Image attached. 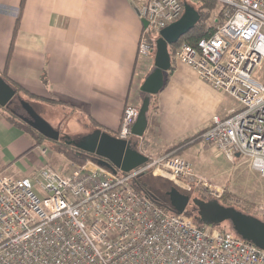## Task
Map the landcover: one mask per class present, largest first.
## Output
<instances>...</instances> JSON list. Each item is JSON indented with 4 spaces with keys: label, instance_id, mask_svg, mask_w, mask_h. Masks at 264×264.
I'll return each instance as SVG.
<instances>
[{
    "label": "built area",
    "instance_id": "2783aa9c",
    "mask_svg": "<svg viewBox=\"0 0 264 264\" xmlns=\"http://www.w3.org/2000/svg\"><path fill=\"white\" fill-rule=\"evenodd\" d=\"M186 1H142L139 15L148 26L139 41L137 71L147 68L155 40L183 16ZM192 2L211 11L215 28L196 46L183 43L176 59L240 105L229 117L214 116L198 138L230 162L248 159L264 178V0ZM139 113L129 100L119 139L135 138ZM148 173L190 194L224 193L175 152L130 173L87 159L72 164L69 173L44 163L31 178L1 175L0 264H264V250L234 233L201 226L194 216L168 212L139 194L134 183Z\"/></svg>",
    "mask_w": 264,
    "mask_h": 264
},
{
    "label": "crops",
    "instance_id": "0c3cea01",
    "mask_svg": "<svg viewBox=\"0 0 264 264\" xmlns=\"http://www.w3.org/2000/svg\"><path fill=\"white\" fill-rule=\"evenodd\" d=\"M142 1L0 0V76L7 69L9 79L22 87L19 95L33 99L40 114L54 119L70 115L90 128L86 135L101 130L118 138L127 102L141 105V86L155 70V53L146 69L139 72L136 67L145 30L139 15ZM164 76L157 108L150 107V135L138 151L157 158L196 139L173 151L195 165L193 148L201 141L197 137L214 116L229 117L240 105L175 55ZM203 111L208 116L197 122ZM34 145L0 110V176L33 177L47 163L38 151L42 145Z\"/></svg>",
    "mask_w": 264,
    "mask_h": 264
},
{
    "label": "water",
    "instance_id": "95a60500",
    "mask_svg": "<svg viewBox=\"0 0 264 264\" xmlns=\"http://www.w3.org/2000/svg\"><path fill=\"white\" fill-rule=\"evenodd\" d=\"M184 9L183 16L161 30L158 39L154 42L155 70L146 78L141 86V92L144 94V97L140 105L139 118L132 129V134L135 138L140 139L145 135L149 125L152 97L159 94L162 90L165 84L164 73L171 68L169 47L178 43L201 20V14L193 5L185 3ZM142 22L146 28L148 22L145 20ZM17 95V90L0 76V107L4 108L8 106ZM20 104L28 115V117H21L24 122L49 140L58 142L61 139L60 132L40 116L30 103L20 99ZM68 144L74 145L84 153L93 155L96 158L95 161L101 166L109 168L114 172L130 173L149 161L147 157L138 151L137 143L135 144L133 140H122L101 130H95L78 141H68ZM167 196L173 211L178 214H183L187 211L191 202L189 194L172 187L167 192ZM192 203L198 207L199 217L204 225L218 226L223 222L229 221L234 231L243 240L264 250L263 221L245 215L233 208H225L217 200L205 202L199 198H194ZM213 212L216 213V217H214Z\"/></svg>",
    "mask_w": 264,
    "mask_h": 264
},
{
    "label": "rangeland",
    "instance_id": "374dc122",
    "mask_svg": "<svg viewBox=\"0 0 264 264\" xmlns=\"http://www.w3.org/2000/svg\"><path fill=\"white\" fill-rule=\"evenodd\" d=\"M184 2L186 0H183ZM190 4L194 6H199L197 2H192V0H187ZM207 5L211 8L213 7V3L206 1ZM206 5V4H205ZM200 7V6H199ZM201 9V8H200ZM202 12V10H201ZM203 14L208 15L207 24L209 27L215 28L213 14L211 11H207V13L202 12ZM155 53V49H154ZM141 91V89H140ZM142 93V92H141ZM21 100L28 102L31 106L37 111V113L42 116L51 126L60 132L61 135L69 136L72 139H81L84 137V134H87V131L90 130L89 127H85L80 120L77 118L70 117V115L58 116L56 119L52 118L48 113L41 112L39 107L35 104V101L25 95L21 94ZM20 95V96H21ZM143 97L144 94L142 93ZM19 98V94L15 97V99ZM143 101V99H142ZM141 101V104H142ZM15 103L12 101L10 106H13ZM20 108L18 107V110ZM154 110V109H151ZM24 111V110H22ZM207 111L200 112L197 117V122H202L203 119L207 117ZM24 117H28L24 112ZM150 130H147L143 138H134L133 142L136 144L137 149L140 144L145 143L144 138L149 137ZM43 149L46 151L43 152ZM39 153L43 154L42 158L45 159L47 163L52 165L54 168L61 172L69 173L72 169V162L70 159L66 158L62 154H59L55 151L52 144L49 142H44L41 147L38 149ZM193 154H195L194 161L197 162L195 165L196 173L206 180L208 183L215 185L219 189H223L224 193L222 196H218L216 192H211L207 194H200V192H194V194H190L185 189L181 188L176 183L171 182L170 186L165 182L166 179L158 175H154L152 173H148L142 175L140 177L141 183L144 185L146 189H148L152 194L157 197H161L163 195H167V192L175 187L179 191L189 194L193 198H209V199H217L221 200L223 203L225 202V198L232 197L234 201L240 200L243 203L249 202L254 204L252 208V214L254 216L264 218V214H260L261 205H264V178L260 176V174L254 172L251 169L250 161L248 159H241L239 162H230L224 158V156L214 150L211 146L206 144L203 140L199 141L196 146L193 148ZM34 155V154H33ZM29 159V158H27ZM28 161V160H27ZM168 181V180H167ZM36 194H40L37 188H34ZM219 198V199H218ZM189 209V206L187 208ZM226 226L217 227V229H223Z\"/></svg>",
    "mask_w": 264,
    "mask_h": 264
},
{
    "label": "trees",
    "instance_id": "16d2710c",
    "mask_svg": "<svg viewBox=\"0 0 264 264\" xmlns=\"http://www.w3.org/2000/svg\"><path fill=\"white\" fill-rule=\"evenodd\" d=\"M187 3L190 4L189 1H186ZM192 5V4H191ZM194 6V5H193ZM197 11H199V13L201 14V20L200 22L195 26L194 29H192L187 35L183 36L178 43L172 45L169 47V52L172 56L175 55L176 51L178 50V48L183 44V43H187L189 45L192 46H196L197 43L199 42V40L209 37L214 29L212 27H209L207 24V19H208V15L203 14L201 12V9L199 6H194ZM16 31L17 29H15V33L11 42V50L9 52L8 58H7V67L9 65V62L11 60V55H12V48L14 45V40H15V36H16ZM2 77L11 85L13 86L16 90H17V94H20V91L22 90V87L19 84H16L14 82H12L9 77H8V73H7V69H5L3 71V75ZM20 96V95H19ZM14 103H17V107L16 109L13 110V106L11 107L10 103L8 106L2 108L0 107L1 112L3 113L5 119L10 122L12 125H14L15 127L21 128L23 129L26 133H28L32 139L35 142L34 148L41 146L44 142H49L52 144L53 148L55 149V151L59 154H62L63 156H65L66 158L70 159V161L73 164H83L85 163V161L87 159H92L95 160L96 158L93 155L84 153L82 151H80L79 149H77L74 145H69L67 143L68 141H72L74 139H72L69 136H65V135H61V139L58 142L52 141L47 139L46 137H44L42 134H40L39 132H37L36 130H34L31 126H29L26 122H24L21 117H24V112L25 110L23 109V107L21 106L20 102H19V98L16 100H13ZM18 107L20 108L18 110ZM157 108V96H153L152 97V101H151V109H156ZM24 110V111H22ZM23 113V114H22ZM22 114V115H21ZM28 116V115H27ZM198 139V137H197ZM79 140V139H76ZM196 139L193 140H189V141H195ZM189 141H185L184 143H182L181 145L175 147L174 149L170 150V152H173L175 149L182 147L183 145L185 146V144H187ZM168 186H170V184H172L169 181H165ZM134 188L135 190L139 193V194H145L148 197H150L153 201H155L159 206H161L164 210L168 211V212H173L176 213L175 211L172 210L171 205H170V201L167 195H163L161 197H157L154 194H152L148 189H146L144 187V185L141 183L140 180H136V182L134 183ZM225 202L223 203L224 205L227 206H232L235 207L237 210H239L240 212H242L245 215L251 216L255 219H258L260 221L264 222V218H260L258 216H254L252 214V208L254 207V204L249 203V202H245L243 203L240 200H236L234 201L232 197H227L224 199ZM186 214L190 215V216H194L196 219V222L203 226L204 224L201 222V220L196 217L195 213L193 211L187 210ZM220 226H226L224 227L222 230L219 229L222 232H232L235 235H237L238 237L241 238L240 235H238L232 225L229 224H224V225H213L211 227L213 228H217Z\"/></svg>",
    "mask_w": 264,
    "mask_h": 264
},
{
    "label": "flooded vegetation",
    "instance_id": "af4514ba",
    "mask_svg": "<svg viewBox=\"0 0 264 264\" xmlns=\"http://www.w3.org/2000/svg\"><path fill=\"white\" fill-rule=\"evenodd\" d=\"M19 102H20V99H19ZM12 107V106H11ZM16 107H17V103H15L14 105H13V110L14 109H16ZM26 113V112H25ZM23 114V113H22ZM21 114V115H22ZM27 114V113H26ZM24 115V114H23ZM92 133V132H91ZM78 141V140H77ZM67 143H68V140H67ZM194 198L193 197H191V202H190V204H189V209H191L190 211H193L194 213H195V215H196V217H198L199 219H200V217H199V209H198V207L197 206H195L193 203H192V200H193ZM199 199H201V200H203V201H205V202H211V201H216L217 199H209V198H202V197H199ZM218 202H219V204L221 205V206H223V207H225V208H233V209H235V210H237L235 207H232V206H227V205H224L223 204V202L221 201V200H217ZM216 211V210H215ZM237 211H239V210H237ZM213 214H214V217H216V213H214L213 212ZM230 222L229 221H226V222H223V223H221V225H224V224H229Z\"/></svg>",
    "mask_w": 264,
    "mask_h": 264
}]
</instances>
